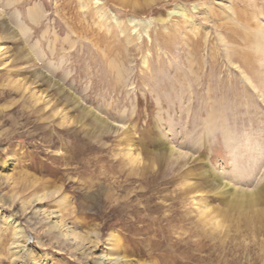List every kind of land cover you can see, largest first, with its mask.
Instances as JSON below:
<instances>
[{
	"label": "rangeland",
	"instance_id": "obj_1",
	"mask_svg": "<svg viewBox=\"0 0 264 264\" xmlns=\"http://www.w3.org/2000/svg\"><path fill=\"white\" fill-rule=\"evenodd\" d=\"M110 245L264 264V0H0V264Z\"/></svg>",
	"mask_w": 264,
	"mask_h": 264
},
{
	"label": "bare ground",
	"instance_id": "obj_2",
	"mask_svg": "<svg viewBox=\"0 0 264 264\" xmlns=\"http://www.w3.org/2000/svg\"><path fill=\"white\" fill-rule=\"evenodd\" d=\"M221 184H224L223 183V181H222V183ZM39 197V196H38ZM41 198V197H40ZM38 199V198H37ZM50 214V217H53V216H55V217H57V216H59V215H57V213L56 214H54L55 213V209H51L50 210V212H49ZM50 222H51V226L50 227H53V228H56V227H59V228H61V234L63 235V236H65V237H70L71 236V238L73 237V238H76L77 237V241L79 242V240H78V236L81 234H79V233H77V232H74V230L71 228V227H69L68 225H66L63 221H62V219L61 218H56V219H52V218H50ZM80 237V236H79ZM80 239V238H79ZM24 240V239H23ZM15 241V240H14ZM81 241V240H80ZM26 242H18V243H16V246H19V248L23 251V249L24 250H27V248H26V244H25ZM113 243V241L111 242V244ZM96 244V243H95ZM15 246V247H16ZM19 248H15L16 249V251L17 250H20ZM112 249H114V247H112V245H110L109 247H108V250L106 251H102V252H100L98 255H97V257H98V263L99 264H127L126 263V258H123L122 256H120V255H118V254H115V253H113L111 250ZM13 250H14V248H13ZM15 251V252H16ZM18 252V251H17ZM122 260H125V262L123 261L122 262ZM34 264H36V261L34 262Z\"/></svg>",
	"mask_w": 264,
	"mask_h": 264
}]
</instances>
